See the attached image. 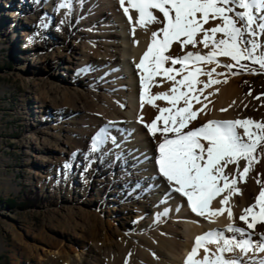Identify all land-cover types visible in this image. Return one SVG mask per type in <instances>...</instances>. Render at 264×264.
I'll use <instances>...</instances> for the list:
<instances>
[{
  "label": "bare ground",
  "instance_id": "bare-ground-1",
  "mask_svg": "<svg viewBox=\"0 0 264 264\" xmlns=\"http://www.w3.org/2000/svg\"><path fill=\"white\" fill-rule=\"evenodd\" d=\"M59 3L60 0H22L10 13L12 20L6 28L11 37L17 28L15 23L22 20L29 26L22 50L39 52L42 56L39 64L52 63L40 69V73L36 69L33 82L28 85L26 94L35 95L33 108L41 120L30 124L26 140H31L35 160L48 170L46 177L37 182L67 194L61 197L55 218L61 228V242L74 243L81 252L74 258L60 247L57 254H50V262L184 264L196 236L213 229H225L230 221L224 212L214 222H209L190 211L186 198L175 192L166 195L169 185L159 175L156 164L158 142L162 137L158 132L154 138L145 124L155 119L158 108L169 105L163 100L156 101L157 107L141 105V86L135 66L150 43L151 33L161 25L152 24L147 29L137 26L133 37L119 0H72L70 14L67 8L58 9ZM125 6L130 8L128 0ZM131 15L135 23L137 13L131 11ZM216 23L219 21H210L204 27L210 28ZM261 40L264 41V36ZM53 46L60 52L52 58ZM188 51L205 53L208 50L202 45L182 50L179 43H174L168 54L176 57ZM218 59L221 65L233 63L226 57ZM175 67L179 69L180 65ZM213 67L216 73L225 75L214 73V78L221 82L205 89L201 103L194 104V109L204 105L206 108L189 127H199L208 120L250 117L260 121L264 118L263 100L243 94L238 85L240 76L231 75L223 66L205 65L204 70ZM59 68L62 72L57 73ZM234 70L236 68L232 72ZM23 71L26 72L19 65L17 77L22 78ZM199 79L207 81L208 77L201 75ZM171 87L172 82L156 77L150 94L168 92ZM48 120L53 122L50 127L46 124ZM109 122H114L111 134L116 137V144L108 142L100 151L89 154L91 138ZM47 152L52 156L47 157ZM73 153L77 155L73 157ZM258 154L259 162L247 182L238 184L242 195H234L230 200L233 222L239 227L247 228L239 217L245 208L255 203L260 191L256 179L264 182V147L258 149ZM89 160L92 161L90 167ZM68 162L78 170L81 185L72 181V167H63V175L55 174L54 182L49 185L50 171ZM244 163L241 161V168ZM234 169L235 165H230L226 171ZM225 195L227 193L213 201V209L222 206L220 201ZM165 208L171 209L167 216L156 215ZM5 228L13 232L17 244H23L19 230L12 226ZM248 231L262 233L264 224H257L254 230ZM252 239L260 237L253 235ZM215 247L209 245V248ZM26 249L33 251L31 247ZM203 255L200 249L197 258ZM260 258H264V253L249 252L244 259Z\"/></svg>",
  "mask_w": 264,
  "mask_h": 264
},
{
  "label": "snow or ice",
  "instance_id": "snow-or-ice-1",
  "mask_svg": "<svg viewBox=\"0 0 264 264\" xmlns=\"http://www.w3.org/2000/svg\"><path fill=\"white\" fill-rule=\"evenodd\" d=\"M119 2L133 37L137 26L147 29L152 24L161 25L151 33L150 43L135 66L141 86V105L147 103L157 107L159 100L169 105L158 108L155 119L145 124L154 138L158 132L162 137L158 142L156 164L159 175L169 185L166 195L175 192L186 198L190 211L209 222H214L224 212L230 221L225 229H213L196 236L184 264H264V258L244 259L249 252L264 253V232L248 231L254 230L257 224H264V182L256 179L260 191L255 203L245 208L239 217L247 228L235 225L230 205L232 196L242 195L238 184L247 182L259 162L258 149L264 147V120L250 117L208 120L199 127H189L206 108L204 105L194 109V104L201 103L205 89L221 82L214 78V73L225 75L216 73L215 67L205 71V65L223 66L232 75L264 73V41L261 40L264 36V0H128L130 8L125 6V0ZM57 8H67L70 14L72 0H60ZM130 9L137 13L135 23ZM210 21L219 23L205 28ZM174 43H179L182 50L202 45L208 51H188L173 57L168 53ZM219 57L229 58L233 63L221 65ZM249 65L258 66L259 72ZM233 68H237V72L233 73ZM201 75L207 76L208 80H200ZM156 77L172 82L168 92L150 94ZM157 122L161 123L158 125ZM113 123L109 122L94 134L89 154L100 151L108 142L116 144V137L111 134ZM76 155L73 153V157ZM241 161L245 162L242 168ZM91 163L89 160V167ZM230 165H235L234 171H226ZM71 167L70 162L64 165L66 169ZM223 193L227 195L220 201L222 206L213 209V201ZM170 211L165 208L156 215L163 218ZM253 235H259L260 239L254 241ZM213 244L215 249L209 248ZM200 249L204 255L197 258Z\"/></svg>",
  "mask_w": 264,
  "mask_h": 264
},
{
  "label": "rangeland",
  "instance_id": "rangeland-1",
  "mask_svg": "<svg viewBox=\"0 0 264 264\" xmlns=\"http://www.w3.org/2000/svg\"><path fill=\"white\" fill-rule=\"evenodd\" d=\"M21 1L1 0L0 3V264H51L50 258L53 253L57 254L60 247L74 258L79 257L81 250L74 243L61 242V228L55 223V218L61 197L67 194L37 182L46 177L48 170L35 160L36 152L31 149L30 139L26 140L30 124L41 120L33 108L35 95L26 94L28 85L33 82L36 69L40 73V69L52 63L39 64L42 59L39 52L22 50L26 43L25 32L29 28L22 20L15 23L17 28L11 37L6 30L12 20L10 13L16 10ZM9 4L13 5L12 8L8 7ZM55 46L50 55L52 58L60 52ZM19 65L26 70L23 71L22 81V78L17 77ZM249 66L256 67L259 72L258 66ZM60 72L59 68L57 73ZM234 72H237V68ZM239 76L238 85L243 94L251 92L252 97H259L264 102V73L241 72ZM46 124L50 127L53 122L48 120ZM46 155L52 156L48 152ZM64 165L50 171L49 185L54 182L52 177L63 175ZM72 168V181L81 185L82 178L78 170L74 166ZM27 203L31 206L21 208ZM6 226L19 230L23 238L22 245L17 244L13 232L6 230ZM28 247L33 251L25 250Z\"/></svg>",
  "mask_w": 264,
  "mask_h": 264
},
{
  "label": "trees",
  "instance_id": "trees-1",
  "mask_svg": "<svg viewBox=\"0 0 264 264\" xmlns=\"http://www.w3.org/2000/svg\"><path fill=\"white\" fill-rule=\"evenodd\" d=\"M24 206H31V205L27 203V204L22 205L21 208H23Z\"/></svg>",
  "mask_w": 264,
  "mask_h": 264
}]
</instances>
